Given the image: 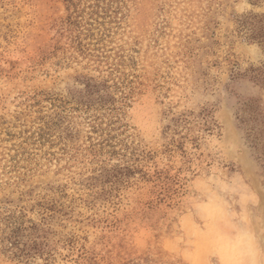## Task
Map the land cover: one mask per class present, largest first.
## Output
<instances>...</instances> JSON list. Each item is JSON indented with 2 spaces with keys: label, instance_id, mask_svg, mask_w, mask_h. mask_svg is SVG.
Here are the masks:
<instances>
[{
  "label": "rangeland",
  "instance_id": "rangeland-1",
  "mask_svg": "<svg viewBox=\"0 0 264 264\" xmlns=\"http://www.w3.org/2000/svg\"><path fill=\"white\" fill-rule=\"evenodd\" d=\"M129 6L120 25L111 8L88 31L86 15L80 33L65 0H0V206L40 222L39 195L77 198L33 264H247L252 242L264 264V61L240 55L264 49V0ZM117 67L135 83L116 84ZM101 95L120 114L85 107ZM63 100L57 144L39 143ZM16 161L19 184L3 175ZM80 183L97 185L94 205Z\"/></svg>",
  "mask_w": 264,
  "mask_h": 264
},
{
  "label": "trees",
  "instance_id": "trees-1",
  "mask_svg": "<svg viewBox=\"0 0 264 264\" xmlns=\"http://www.w3.org/2000/svg\"><path fill=\"white\" fill-rule=\"evenodd\" d=\"M65 1L68 2V9L72 10V12L68 16L67 24L75 25L77 29L81 30L80 33H83L84 29H82V23L86 15H88V18L87 22L85 23H87L89 27L85 29L90 31V28H92L93 24H103L102 21L101 23L99 22V19L109 15V10L111 8H113L112 15L117 17V19L119 20V22L117 23L120 25L121 22L127 19L126 17L130 14L131 6H129V2L133 0H94L93 2H89L91 0H85L86 6L84 7H80L78 5L80 3V0ZM120 13L121 17H118ZM118 28H120V26H118ZM101 34L102 39L110 36V34L107 35L105 34V32H102ZM100 40L101 39H98V41ZM77 41V48L81 50V53L86 52V48H84L82 40L80 39V35H78ZM104 46L106 47L107 44H104ZM106 58L109 59V55H106ZM116 71L119 72L118 81L116 82V84L124 85L126 82L133 84L135 83V80L129 79L131 77H133V79H135V77H138V75H136L137 73H126L125 69L122 70L121 67H117ZM87 87V91L89 94L94 93L95 90L98 89L96 85H92L90 83L87 84ZM135 89L136 87L131 85L129 96L134 93ZM127 97L128 95H126V98ZM69 103L70 101L63 100L61 105L55 104L57 108L54 111V115H50L48 117L50 120L45 121L39 127L36 141L43 144L45 143V141H49L52 145L57 144V139L55 137L56 121L54 120L57 117L58 119H61L63 117L62 112L65 110V108H67V106H69ZM84 105L87 108H104L110 110L112 114H114L116 111V115L120 114V108H118L117 106V100L115 99V97L112 99H107L101 95L97 99H91ZM116 118L117 120H120L119 116ZM186 121L188 122V120ZM57 137L60 141L65 140V137H63L61 133L57 135ZM63 150H65V148H63ZM25 153L26 151H23L22 155H24ZM49 154L54 155L53 153ZM16 157L17 155L11 156L12 159H18ZM49 158L52 159V157ZM1 161L2 160H0V162ZM9 167L10 171H6L5 169L6 172L3 175L9 174V172L11 173V171L19 174L14 177L19 179H14L15 181H13V183L19 184L26 180L25 176H21V174H24V172L21 173V171H15L17 167H23L19 165V161L12 162ZM8 178L9 180L6 181V183H11L13 177ZM75 184L78 185L77 183ZM79 186L82 191L86 193L87 197L85 201L89 203V206L94 205L95 199L98 196L99 192L95 191L97 185L91 184L89 185V187H87L86 185L80 183ZM100 189L105 190V188ZM72 195L75 196V194ZM29 196L31 197L32 195L30 194ZM70 196L71 194L68 193L66 188L64 190L57 189L55 195H39L38 197H40V199L35 198V202L33 204L30 203V209L33 210L34 207L37 206V211L41 218L40 222H36L34 219L28 216V208L25 205L18 207L17 209H9L7 207L0 206V258H5L16 263L33 264L32 258L34 257V255L44 251L43 245L46 239L44 229V227L46 228L45 224H47L48 221L56 213L65 214L68 211V207L70 206V204L77 199L76 197L75 199L74 197L72 198V196L70 198ZM30 197L27 199V201L29 202L32 200V197Z\"/></svg>",
  "mask_w": 264,
  "mask_h": 264
},
{
  "label": "clouds",
  "instance_id": "clouds-1",
  "mask_svg": "<svg viewBox=\"0 0 264 264\" xmlns=\"http://www.w3.org/2000/svg\"><path fill=\"white\" fill-rule=\"evenodd\" d=\"M240 55L242 56L244 65L250 66L264 61V49H262L257 43L251 42L246 43L241 50ZM247 264H258L256 259L257 250L254 242L251 243L250 248L245 252Z\"/></svg>",
  "mask_w": 264,
  "mask_h": 264
}]
</instances>
